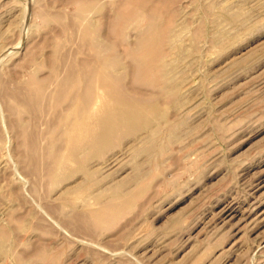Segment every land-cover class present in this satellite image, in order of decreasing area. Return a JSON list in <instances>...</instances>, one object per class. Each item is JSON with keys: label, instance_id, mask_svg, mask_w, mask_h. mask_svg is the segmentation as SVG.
Instances as JSON below:
<instances>
[{"label": "rangeland", "instance_id": "obj_1", "mask_svg": "<svg viewBox=\"0 0 264 264\" xmlns=\"http://www.w3.org/2000/svg\"><path fill=\"white\" fill-rule=\"evenodd\" d=\"M131 13L157 22L149 67ZM91 35L117 109L160 117L116 123L62 175ZM0 264H264V0H0Z\"/></svg>", "mask_w": 264, "mask_h": 264}, {"label": "bare ground", "instance_id": "obj_2", "mask_svg": "<svg viewBox=\"0 0 264 264\" xmlns=\"http://www.w3.org/2000/svg\"><path fill=\"white\" fill-rule=\"evenodd\" d=\"M123 18H126L128 22L139 28L142 36L141 43L138 45L140 52H138L139 54L137 57L145 66H151L150 57L153 53V49L151 48L153 36L148 35V32L155 28L157 22L140 13H131L129 16H123ZM160 34L166 35L167 43L173 46L177 45L176 40L178 34L174 27H166L163 28V30L156 31L154 37ZM91 46L98 51V56L101 59V63L99 64L101 70L96 79L89 78L88 76H79V79L82 80L84 78V81L87 83L86 92L75 96L73 94L74 89H71L68 93V96L73 98L68 108V113L62 120L65 147H63V151L60 152L55 164L56 167H54L57 171L62 172V175L74 169H84L94 150V146H103L107 143L108 133L113 129L116 123L127 122L138 112L146 114L147 118L145 122L147 125L152 121H157L160 117L155 115L156 111L152 110V107L148 105H138L137 107L127 106L121 110L117 109L114 103H116L119 98L117 99L115 93H112L110 90V83L114 77L107 73L111 68L115 69L116 61L112 56L106 54V50L101 41L93 35H91ZM95 82L97 83L96 85H94ZM36 86L37 84L32 80L29 87L34 88ZM67 86L68 81L67 83L63 81L60 83V90L66 91ZM153 131V134L157 132L156 129H153ZM91 175H93V173L90 172L88 176ZM233 209L234 208L232 206L230 207V205L224 209L222 211V219L230 216L232 217V213L234 212Z\"/></svg>", "mask_w": 264, "mask_h": 264}]
</instances>
